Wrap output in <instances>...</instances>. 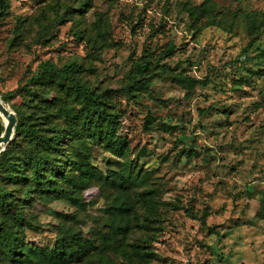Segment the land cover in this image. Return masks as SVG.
I'll return each mask as SVG.
<instances>
[{
	"label": "rangeland",
	"instance_id": "obj_1",
	"mask_svg": "<svg viewBox=\"0 0 264 264\" xmlns=\"http://www.w3.org/2000/svg\"><path fill=\"white\" fill-rule=\"evenodd\" d=\"M5 1L0 92L15 90L6 104L39 133L50 135V124H65L57 106L77 109L47 75L32 79L41 64L81 63L84 70L75 76L96 92L120 88L141 57L154 69L149 89L120 90L109 102L119 114L117 133L126 139L122 154L77 137L60 142L62 188L33 192L23 208L24 242L43 246L66 228L82 238L108 229L112 185L92 178L75 192L81 205L64 190L77 172L73 161L85 153L103 174L130 164L145 177L127 190L132 227L122 244L68 264H264V218L258 215L264 193V96L262 80L251 72L264 67V0ZM177 73L197 79L190 91L171 78ZM46 87L53 90L39 97ZM11 140L16 151L29 143L21 132H13ZM188 145L197 150H181ZM0 185L14 193L24 189L1 173ZM151 188L156 191L148 195ZM3 218L11 221L0 210ZM145 249L152 256L144 257ZM0 264L34 263L0 256Z\"/></svg>",
	"mask_w": 264,
	"mask_h": 264
},
{
	"label": "trees",
	"instance_id": "obj_2",
	"mask_svg": "<svg viewBox=\"0 0 264 264\" xmlns=\"http://www.w3.org/2000/svg\"><path fill=\"white\" fill-rule=\"evenodd\" d=\"M7 3L0 0V15L6 12ZM205 10V8H202ZM260 25L264 26V14L261 17ZM105 41L102 38V42ZM172 52V49H169ZM264 55V47L261 49ZM150 60L141 57L136 61L128 74L127 81L120 88H106L103 92H96L90 88L83 80L77 78L75 73L84 70V66L77 61H71L61 67H57L51 62L40 65V71L33 75L32 79H41L47 75L58 86L64 88L77 104V109L71 111L57 106V114L62 117L65 124L54 122L50 124L51 134L39 133L36 127L26 124L24 118L17 111L16 123L13 128L14 134L23 133L29 143L21 151L15 150V144L11 140L5 146L0 155V173L4 180L9 183L23 186V191L14 193L13 189H4L0 185V210L3 215L11 218L8 223L5 218L0 220V256L9 261L25 262L31 261L34 264L49 262L50 264H68L80 262L88 259L94 252L105 255L107 250H115L122 244L123 238L131 230L129 213L132 210L131 202L127 190L139 179H144V175L136 167L128 164L126 169H109L106 173H101L88 162V155L81 154L82 159L73 161L77 172L72 173L69 178L70 186L65 188L66 195L77 204L75 192L85 188L92 178L101 182V185H112L114 194L107 195L110 204L107 206L109 217L104 225L107 230L97 228L93 237L82 238L74 229L59 230L52 242H47L43 246L26 244L20 234L24 225V205L29 202L33 192L47 193L58 191L62 188L58 179L63 174L64 169L61 162L57 160V150L60 142L67 136L77 137L80 142L92 140L96 143L102 142L116 154H122L126 139L117 133L119 126V114L109 107V102L118 91L132 94L134 89H149L151 76L154 72L149 65ZM161 70H165L163 67ZM262 80L260 92L264 96V67L251 70ZM171 78L190 91L197 81L194 77L186 74H174ZM203 82V81H201ZM50 87H46L45 93L38 96L43 98L49 92ZM15 94V90L0 92L1 100L6 104L9 98ZM7 105V104H6ZM8 106V105H7ZM80 117V122L76 119ZM49 122H51L49 120ZM3 123L0 122V133L3 131ZM182 141V139H180ZM182 151L190 153L197 150L194 145L181 148ZM148 195L155 193L156 189L145 190ZM258 215L264 218V193L261 198V209ZM203 221V216L200 218ZM14 228V229H13ZM11 229L10 231H7ZM209 230L216 232L213 227ZM9 232V233H7ZM98 239V243L95 242ZM144 257L152 256L151 251H144ZM107 261L106 259H104ZM94 264V261H91Z\"/></svg>",
	"mask_w": 264,
	"mask_h": 264
},
{
	"label": "water",
	"instance_id": "obj_3",
	"mask_svg": "<svg viewBox=\"0 0 264 264\" xmlns=\"http://www.w3.org/2000/svg\"><path fill=\"white\" fill-rule=\"evenodd\" d=\"M0 115L3 118V131L0 133V150L10 141L16 123L15 113L0 98Z\"/></svg>",
	"mask_w": 264,
	"mask_h": 264
}]
</instances>
